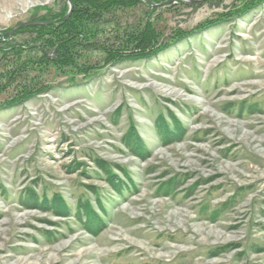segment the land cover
I'll return each instance as SVG.
<instances>
[{
    "label": "rangeland",
    "instance_id": "1",
    "mask_svg": "<svg viewBox=\"0 0 264 264\" xmlns=\"http://www.w3.org/2000/svg\"><path fill=\"white\" fill-rule=\"evenodd\" d=\"M165 1L104 5L74 64L9 35L0 264H264V0ZM64 10L0 0V35Z\"/></svg>",
    "mask_w": 264,
    "mask_h": 264
},
{
    "label": "trees",
    "instance_id": "2",
    "mask_svg": "<svg viewBox=\"0 0 264 264\" xmlns=\"http://www.w3.org/2000/svg\"><path fill=\"white\" fill-rule=\"evenodd\" d=\"M131 1L132 0H72L74 5L73 10L71 15L66 20L62 19L66 14L65 10L57 13L48 12L41 15L40 17H37L36 20H56L55 23L48 25L25 26L18 29L17 33L26 30H33V33L43 40V43L34 45L43 53V56H41L40 59L44 60L47 49L51 47L54 49V52L57 54V57H59L60 60L66 61L69 64H74V52L79 47L83 46V44L86 46L87 43L89 44L91 41L90 38L85 39L87 34H89L90 27L93 26L90 22L95 20L94 17L99 16V14L104 9L103 6H110L116 3L128 4ZM131 33H133V39L129 38L125 41V44L129 45L128 47H123L117 50L115 47L109 48L112 46L110 44L108 45L107 49L108 55L112 56L121 54L125 55L124 57L126 58L137 57L139 56L137 54L138 52H146V50H152L158 46L157 43H155V37L151 34L149 35V33L146 31L142 33V30H136ZM83 36L84 38H82ZM9 38V35H0L1 53H8V51L15 49L17 50V53H19L21 45L15 44L14 42L10 41ZM143 41L146 42L144 48L142 47Z\"/></svg>",
    "mask_w": 264,
    "mask_h": 264
},
{
    "label": "water",
    "instance_id": "3",
    "mask_svg": "<svg viewBox=\"0 0 264 264\" xmlns=\"http://www.w3.org/2000/svg\"><path fill=\"white\" fill-rule=\"evenodd\" d=\"M67 1L69 2V10H68L67 14L62 18L63 20H66L68 18L69 14L71 13V10H72L71 0H67ZM149 1H151V0H149ZM188 1H190V2H199V1H202V0H188ZM173 2H174V0H168V1H165V2H162V3L158 4L156 6L165 5V4L173 3ZM55 22H56V20H49V21L31 20V21H25V22L20 23L19 25H17L13 29L2 33V36L11 35L15 31H17L18 29H20L22 27H25V26H30V25H48V24H53Z\"/></svg>",
    "mask_w": 264,
    "mask_h": 264
},
{
    "label": "bare ground",
    "instance_id": "4",
    "mask_svg": "<svg viewBox=\"0 0 264 264\" xmlns=\"http://www.w3.org/2000/svg\"><path fill=\"white\" fill-rule=\"evenodd\" d=\"M233 90H237V89H233ZM233 90H232V91H233ZM134 229H135V228H134ZM134 229H133V230H134ZM133 230H132V231H133ZM141 234H142V233H141ZM217 234H218V233H217ZM136 236H137V234H136ZM121 239H122V238H121ZM106 241H107V240H106ZM112 241H113V240H112ZM116 242H117V241H116ZM110 243H111V242H110ZM108 244H109V243H108ZM135 246H136V245H135ZM163 247H164V249H166L165 246H163ZM137 248L140 249L139 252H141L142 254H143V253H151V254H153V255H151L152 258L157 259V260H159V259L161 258V257H160L161 254H157V253L155 252L156 250L149 248L146 244H144V245L142 244L141 246H140V245L136 246V247H135V250H136ZM167 248H169V247H167ZM138 249H137V250H138ZM162 249H163V248H162ZM137 250H136V251H137ZM88 251H89V250H84V251L80 252V253L78 254V256H79L80 258L85 257V255L87 256ZM140 255H141V254H140ZM163 255H164V254H163ZM163 255H162V256H163ZM136 256H137V255H136ZM133 257H134V255H133ZM56 262H58V260H57Z\"/></svg>",
    "mask_w": 264,
    "mask_h": 264
}]
</instances>
